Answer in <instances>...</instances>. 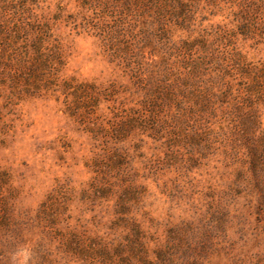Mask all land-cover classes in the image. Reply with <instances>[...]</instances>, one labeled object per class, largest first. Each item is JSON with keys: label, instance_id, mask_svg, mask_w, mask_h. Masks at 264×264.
Instances as JSON below:
<instances>
[{"label": "rangeland", "instance_id": "rangeland-1", "mask_svg": "<svg viewBox=\"0 0 264 264\" xmlns=\"http://www.w3.org/2000/svg\"><path fill=\"white\" fill-rule=\"evenodd\" d=\"M240 1L200 0L188 28L165 37L259 65L264 10ZM26 9L58 43L60 81L99 96L80 118L65 93L0 87V264H264V164L250 171L243 124L217 112L190 139L128 120L120 141L98 133L142 109L135 63L148 71L181 57L155 45L128 63L118 42L140 21L130 30L111 0H28Z\"/></svg>", "mask_w": 264, "mask_h": 264}, {"label": "trees", "instance_id": "trees-1", "mask_svg": "<svg viewBox=\"0 0 264 264\" xmlns=\"http://www.w3.org/2000/svg\"><path fill=\"white\" fill-rule=\"evenodd\" d=\"M199 1L111 0L118 18L130 20V30L140 21L139 34H122L118 42L123 49L118 51L125 60H137L147 47L151 49L150 56L154 55L155 45H160V50L181 57L182 61L178 66L163 58L160 65L148 71L137 61L130 73L136 76L135 80L143 81L142 87L146 89L142 109L125 121L112 122L108 129L100 127L98 133L120 141L124 129L129 128L128 120L129 124L144 125L148 130L168 128L170 136L176 132L190 139L195 133L189 134L188 130L208 127L210 117L215 118L220 112L222 119L245 127L242 131L248 143L250 171L257 176L258 165L264 164V129L260 123V110L264 111V62L251 65L239 55L225 59L203 41L173 44L165 37L170 31L168 27L188 28ZM254 1L253 8L246 6L251 0H241L240 7H246L248 12L263 11L264 0ZM27 2L0 0V87H7L18 96L65 93L70 98L68 114L87 118L96 107L99 92L92 84L60 81L62 56L58 43L52 40L47 24L27 14ZM144 71L147 76L142 77ZM257 130L259 133L255 135Z\"/></svg>", "mask_w": 264, "mask_h": 264}]
</instances>
